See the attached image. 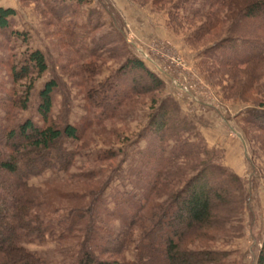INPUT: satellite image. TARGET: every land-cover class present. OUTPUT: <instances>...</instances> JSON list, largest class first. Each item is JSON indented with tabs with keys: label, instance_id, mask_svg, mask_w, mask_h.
<instances>
[{
	"label": "trees",
	"instance_id": "obj_1",
	"mask_svg": "<svg viewBox=\"0 0 264 264\" xmlns=\"http://www.w3.org/2000/svg\"><path fill=\"white\" fill-rule=\"evenodd\" d=\"M200 4V9L175 6L174 26L181 22L195 26L188 39L192 45L220 29L226 38L203 53L207 73L215 69L251 72L241 83L250 87L264 76V0H200ZM16 16L15 9L0 7V33L27 44V33L14 29ZM95 46L123 58L124 65L118 83L109 81L88 90L89 103L101 111L94 123L87 119L81 125L54 122L59 90L55 80L40 91L36 109L40 122H12L10 107L28 109L33 76L42 77L48 64L42 51L27 49L22 65L11 69L14 82L30 80V86L20 103H0L6 113L0 116V264H45L25 245L49 239L64 248L68 264H228L229 253L216 246L229 244L243 231L248 199L242 178L216 160L196 126L181 117L174 99L161 98L165 82L131 55L121 29L114 27ZM80 69L92 78L98 74L93 62ZM146 97L158 106L147 143L130 165L118 167L115 185L110 187L112 178L101 181L91 172L70 174L79 152L89 143L87 132L119 119L126 112L123 108L131 106L133 111L134 102ZM6 120L10 125H5ZM245 123L247 138L251 129L264 133V102L248 113ZM66 141L77 148H69ZM119 155L107 149L97 159L113 161ZM52 167L69 175L71 182L48 189L29 184L31 176ZM109 220L120 224L119 234L106 226ZM70 248L72 253L66 254ZM132 248L134 256L127 259ZM256 264H264V238Z\"/></svg>",
	"mask_w": 264,
	"mask_h": 264
},
{
	"label": "rangeland",
	"instance_id": "obj_2",
	"mask_svg": "<svg viewBox=\"0 0 264 264\" xmlns=\"http://www.w3.org/2000/svg\"><path fill=\"white\" fill-rule=\"evenodd\" d=\"M177 5L201 8L200 0H0V7L17 11L14 29L28 36V43L24 44L8 40L0 33V103L6 105L8 101L11 105L24 99L30 80L14 82L11 69L22 65L27 49L40 50L46 57L48 70L40 78L33 76L28 109L23 111L17 105L11 106L10 120L16 124L26 119L40 122L36 110L40 91L48 81L55 80L59 90L52 112L54 122L62 126L81 125L87 119L88 123H94L101 111L89 103L88 90L109 81L118 83L124 65L123 58L97 49L95 43L118 27L131 55L144 61L165 82L161 98L171 97L179 104L181 117L196 126L222 166L232 172L233 165L243 170L239 176L248 199L243 231L229 244H217L216 248L229 253L228 264H256L264 238V133L251 129V138H247L249 127L245 121L248 113L264 102V76L248 87L241 83L251 72L242 75L215 69L207 73L203 53L226 36L219 29L215 31L218 34L203 43L192 45L188 39L195 26L185 22L174 26L172 21ZM95 54L98 59L94 58ZM91 62L98 68L93 78L80 69ZM234 81L238 82L235 88ZM133 106L131 112V106L123 108L126 112L119 119L104 121L101 129L95 127L87 132L89 143L84 152H79L78 163L70 174L80 170L91 172L101 181L112 178L110 187L115 185L114 173L118 167L126 168L137 150L145 147L150 120L158 108L150 97L136 100ZM5 114L0 108V116ZM9 121H5L6 126L10 125ZM65 144L72 149L76 147L69 141ZM107 149L120 155L113 161H99L98 156ZM62 181L71 182V179L56 167L29 178L31 186L42 189ZM110 206L114 213L113 204ZM110 222L106 226L119 234L120 224ZM25 246L45 264H68L64 248L56 239ZM72 248L66 254L72 253ZM133 256L134 248L126 253L127 259Z\"/></svg>",
	"mask_w": 264,
	"mask_h": 264
},
{
	"label": "crops",
	"instance_id": "obj_3",
	"mask_svg": "<svg viewBox=\"0 0 264 264\" xmlns=\"http://www.w3.org/2000/svg\"><path fill=\"white\" fill-rule=\"evenodd\" d=\"M232 168V167H231ZM233 172H235L236 174L240 175L241 171H243L241 168H239V166L235 167L233 165V168H232ZM240 170V171H239Z\"/></svg>",
	"mask_w": 264,
	"mask_h": 264
}]
</instances>
